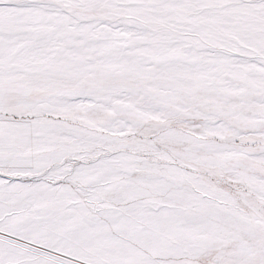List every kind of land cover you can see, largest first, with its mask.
Masks as SVG:
<instances>
[{"label": "snow or ice", "instance_id": "1", "mask_svg": "<svg viewBox=\"0 0 264 264\" xmlns=\"http://www.w3.org/2000/svg\"><path fill=\"white\" fill-rule=\"evenodd\" d=\"M0 264H264V0H0Z\"/></svg>", "mask_w": 264, "mask_h": 264}]
</instances>
